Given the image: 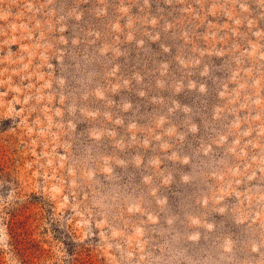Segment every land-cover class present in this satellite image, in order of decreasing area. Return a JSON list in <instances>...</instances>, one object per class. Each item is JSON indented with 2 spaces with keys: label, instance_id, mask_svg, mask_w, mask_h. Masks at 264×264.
<instances>
[{
  "label": "rangeland",
  "instance_id": "1",
  "mask_svg": "<svg viewBox=\"0 0 264 264\" xmlns=\"http://www.w3.org/2000/svg\"><path fill=\"white\" fill-rule=\"evenodd\" d=\"M0 264H264V0H0Z\"/></svg>",
  "mask_w": 264,
  "mask_h": 264
}]
</instances>
